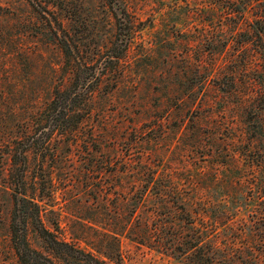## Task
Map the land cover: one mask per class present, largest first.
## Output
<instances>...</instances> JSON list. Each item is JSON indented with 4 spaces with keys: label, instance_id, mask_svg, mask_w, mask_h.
Listing matches in <instances>:
<instances>
[{
    "label": "rangeland",
    "instance_id": "obj_1",
    "mask_svg": "<svg viewBox=\"0 0 264 264\" xmlns=\"http://www.w3.org/2000/svg\"><path fill=\"white\" fill-rule=\"evenodd\" d=\"M118 1L115 14L131 22L119 33L129 31L130 39L114 86L103 80L73 138L52 121L41 129L32 119L66 76L47 21L52 2L65 8L56 16L98 60V74L126 40L118 37L114 9L105 0H41L35 7L0 0L2 172L7 141L25 129L27 193L42 196L44 224L72 246L53 251L30 219L26 237L37 264H195L204 247L193 257L178 255L154 239L172 232L154 216V186L169 183L202 199L187 209L220 214L209 229L216 259L248 264L256 256L264 264V0ZM4 181L0 264H19L9 230L13 189ZM224 210L236 213L229 219Z\"/></svg>",
    "mask_w": 264,
    "mask_h": 264
},
{
    "label": "trees",
    "instance_id": "obj_2",
    "mask_svg": "<svg viewBox=\"0 0 264 264\" xmlns=\"http://www.w3.org/2000/svg\"><path fill=\"white\" fill-rule=\"evenodd\" d=\"M33 7L39 5L41 0H27ZM109 7L114 9V20L116 29H118V37L125 38L124 48L120 52H114L110 55V67L107 72L97 73V59L92 60L88 54H84L83 50L78 45L77 41H73L68 36L69 32L65 27L63 21L56 16V9L60 11L62 4H56L52 2L54 9L50 11V14L54 16L53 20L47 19L48 25L52 27L53 33L56 35L57 42L61 48L63 54V68L66 76L63 77L61 86H56L53 89L52 97L45 103L42 109L32 113V119L34 124L44 129L47 123L52 121L54 125L59 126L61 133L66 136H72L77 138L76 130L81 124L83 119L89 114V102L90 98L96 93L102 86L103 80L108 78V83H111V87L115 84V75L117 74L119 62L126 51V46L130 39L128 33L120 34L119 29L123 25L131 24L128 19H121L115 14V7L120 6L118 0H105ZM122 11H125L122 8ZM123 35V37H122ZM110 48V47H109ZM113 48V47H111ZM111 68V69H110ZM22 136L8 140L6 145L8 150L6 154L7 169L6 174L2 172V166L0 163V187L5 183L4 178L7 180L11 189H13V218L9 223V230L11 236V247L17 257L19 264H37L38 260L33 256L35 250H33L28 243L26 237V225L30 219L34 224L35 230L43 241L53 251H64L61 247L72 249V246L57 236L55 230L45 225L41 217V195L36 194L32 196L27 193L26 190V174L29 167V155H28V143H30L28 132L24 129L21 130ZM52 132V131H50ZM4 139V138H1ZM12 142L13 144H10ZM3 143L5 141L3 140ZM28 146V147H27ZM156 179V178H154ZM142 194V193H141ZM181 194L179 188L175 185H162L154 186V196L157 199L154 205V216L158 217V225L160 229L169 224V228L172 232L169 236L158 235L157 244L165 245L170 251L177 253L178 255L195 256L196 249L204 247L205 249L197 255L198 260H193L195 264H216L220 261L222 263L232 262L230 256L223 255L222 258L216 259L215 252L212 251V239L210 230L215 227L218 220L221 218L220 214L209 215L204 210L202 212L192 211L187 207L192 202L195 204L202 201V199L196 198L195 192ZM188 195V196H187ZM142 200L146 199V194H142ZM206 203L204 208L206 209ZM208 207V206H207ZM173 208L176 210L174 211ZM0 204V214H1ZM180 212L178 215L177 212ZM224 216L229 219L234 217L236 212L223 211ZM177 214V216H176ZM152 215V214H151ZM150 216V215H148ZM21 218L19 222L18 218ZM18 221V222H17ZM197 223L200 226H197ZM131 223L126 219L123 223L126 229L129 230ZM59 227V226H54ZM57 229V228H54ZM210 229V230H209ZM115 233V232H113ZM114 237V236H113ZM134 238L140 237L139 234H135ZM141 238V237H140ZM138 242V241H137ZM75 251H81L75 249ZM65 253H67L65 251ZM89 257H92L88 254ZM94 258V257H93ZM248 264H260V259L256 256L248 257ZM56 264V263H55ZM231 264V263H230ZM233 264V263H232Z\"/></svg>",
    "mask_w": 264,
    "mask_h": 264
}]
</instances>
